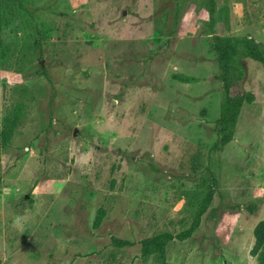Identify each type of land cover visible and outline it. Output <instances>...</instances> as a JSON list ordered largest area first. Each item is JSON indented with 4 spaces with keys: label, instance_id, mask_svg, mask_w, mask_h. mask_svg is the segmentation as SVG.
<instances>
[{
    "label": "rangeland",
    "instance_id": "1",
    "mask_svg": "<svg viewBox=\"0 0 264 264\" xmlns=\"http://www.w3.org/2000/svg\"><path fill=\"white\" fill-rule=\"evenodd\" d=\"M19 1L2 30L0 131L15 105L23 114L0 161V264H156L140 242L188 225L200 197L190 160L215 139L224 92L209 37L264 45V0H216L215 22L209 0ZM243 65L255 100L199 228L168 244L167 264H258L264 69Z\"/></svg>",
    "mask_w": 264,
    "mask_h": 264
},
{
    "label": "trees",
    "instance_id": "2",
    "mask_svg": "<svg viewBox=\"0 0 264 264\" xmlns=\"http://www.w3.org/2000/svg\"><path fill=\"white\" fill-rule=\"evenodd\" d=\"M212 21L223 20L225 11L217 9L216 0H209ZM25 10L19 0H0V63L7 59V50L2 39L3 28L13 19L21 16V10ZM36 44L39 48L47 36V30L42 23H38ZM209 50L214 54L219 67L218 80L222 84L224 98L221 103L219 117L215 121L212 144L204 151L196 152L190 160V170L198 177V189L200 197L196 210L190 217L188 225L172 233L161 231L140 242L141 256L152 258L156 264H167L166 248L173 240L184 241L189 239L199 228L202 217L210 207L214 193L218 187V174L221 168L220 156L227 144L235 134L238 119L242 107L246 103H252L255 97L243 87L245 80V68L243 61L250 59L258 62L264 69V45L248 36H217L209 37ZM39 76H45L51 80L50 75L41 71ZM23 114L22 105H15L5 118L0 131V161L3 151L10 145L14 133L18 128ZM1 182V180H0ZM251 213L255 212L256 205L247 207ZM103 210H100L96 224L101 221ZM254 247L252 254L257 257L258 264H264V220L260 221L254 229ZM119 247L132 246L127 240H116Z\"/></svg>",
    "mask_w": 264,
    "mask_h": 264
}]
</instances>
